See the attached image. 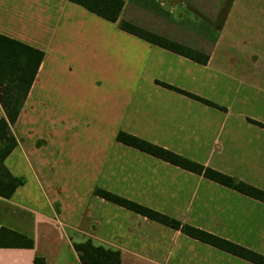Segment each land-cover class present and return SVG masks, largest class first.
I'll return each instance as SVG.
<instances>
[{
  "label": "crops",
  "instance_id": "crops-1",
  "mask_svg": "<svg viewBox=\"0 0 264 264\" xmlns=\"http://www.w3.org/2000/svg\"><path fill=\"white\" fill-rule=\"evenodd\" d=\"M124 1L114 22L71 0H0V33L44 52L5 159L24 183L0 195V226L33 246L0 247V264H82L74 242L88 238L121 264H258L95 190L264 255V201L117 139L130 133L264 190V127L250 121L264 123V0Z\"/></svg>",
  "mask_w": 264,
  "mask_h": 264
},
{
  "label": "trees",
  "instance_id": "trees-1",
  "mask_svg": "<svg viewBox=\"0 0 264 264\" xmlns=\"http://www.w3.org/2000/svg\"><path fill=\"white\" fill-rule=\"evenodd\" d=\"M71 1L81 4L90 11L114 22L119 20L125 5L124 0ZM120 24L123 29L168 49L201 61H206L207 59V56L199 55L197 51L190 47L161 36L153 31L144 29L129 21L123 20ZM43 57L44 52L42 50L0 33V101L3 103L6 111V116L0 117V195L6 198H10L16 188L24 183V178L15 176L9 171L5 165V159L18 144L17 138L12 131V126L20 115L22 106ZM160 83L207 104L225 109V107L219 106L206 98L165 82ZM250 121L264 127V123L258 120L250 119ZM117 139L123 143L134 146L183 168L203 174L212 180L264 201V190L243 180L222 173L211 167L204 166L199 162L193 161L167 148L153 144L127 132H119ZM95 193L111 202L117 203L153 220L180 229L194 238L217 246L255 263L264 264V255L236 242L230 241L191 224L183 223L177 218L168 216L113 192L98 188L95 190ZM32 246L33 239L26 234L6 226H0V247ZM74 247L78 252L82 264H121V254L118 249L98 244L92 238L74 242ZM35 264H45V259L37 257L35 259Z\"/></svg>",
  "mask_w": 264,
  "mask_h": 264
}]
</instances>
